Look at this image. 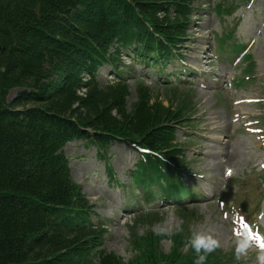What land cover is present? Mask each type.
I'll list each match as a JSON object with an SVG mask.
<instances>
[{
  "label": "trees",
  "instance_id": "16d2710c",
  "mask_svg": "<svg viewBox=\"0 0 264 264\" xmlns=\"http://www.w3.org/2000/svg\"><path fill=\"white\" fill-rule=\"evenodd\" d=\"M194 1L0 0V264H195L191 245L182 252L190 237L179 233L173 258L153 234L135 240L133 260L100 249L107 228L92 222L64 155L74 140L106 152L118 138L179 161L172 124L188 122L194 106L152 101L140 85L130 112L127 80L102 85L99 71L122 73V50L150 67L170 61ZM205 264L234 262L214 251Z\"/></svg>",
  "mask_w": 264,
  "mask_h": 264
},
{
  "label": "rangeland",
  "instance_id": "374dc122",
  "mask_svg": "<svg viewBox=\"0 0 264 264\" xmlns=\"http://www.w3.org/2000/svg\"><path fill=\"white\" fill-rule=\"evenodd\" d=\"M194 4L191 28L175 48L173 60L149 67L130 50H122L117 63L122 73L104 65L99 79L102 85L119 76L127 80L130 112L140 85L149 88L152 101L171 104L173 109L181 101L187 102L188 109L195 107L188 114L195 124L177 125L175 134L177 144L186 148L180 158L189 163L183 181L198 191L196 197L191 194L178 205L179 199H162L170 195L168 191L153 195L137 187L138 191L129 192L130 175L138 168L141 154L125 141H114L102 154L96 146L74 140L65 146L64 155L73 180L89 201L92 222L107 228L100 249L133 260L139 255L135 240L153 234L161 237L160 250L173 258L178 255L173 251V236L191 237L196 230L218 239L215 251L234 264H257L260 253L236 258L237 241L245 231L236 228L242 216L233 210L245 214L249 205L259 204L252 219L264 231V0H195ZM246 55L251 66L244 71ZM188 68L193 72L176 75L175 71ZM179 77L187 82H179ZM19 91H11L10 99ZM177 224L182 231H177ZM161 228L171 234H157ZM187 248L186 244L182 252Z\"/></svg>",
  "mask_w": 264,
  "mask_h": 264
},
{
  "label": "clouds",
  "instance_id": "9594fccd",
  "mask_svg": "<svg viewBox=\"0 0 264 264\" xmlns=\"http://www.w3.org/2000/svg\"><path fill=\"white\" fill-rule=\"evenodd\" d=\"M177 231H182V226L177 224ZM167 233V229L161 228L157 234ZM191 247L196 253L195 264H205L208 254H211L219 247V241L211 233L193 230L189 240ZM251 245L250 238H244L237 241L236 258L239 259L241 254H245ZM257 264H264V250L256 257Z\"/></svg>",
  "mask_w": 264,
  "mask_h": 264
},
{
  "label": "bare ground",
  "instance_id": "6f19581e",
  "mask_svg": "<svg viewBox=\"0 0 264 264\" xmlns=\"http://www.w3.org/2000/svg\"><path fill=\"white\" fill-rule=\"evenodd\" d=\"M252 102V98H247L246 102ZM191 195V193H188V196Z\"/></svg>",
  "mask_w": 264,
  "mask_h": 264
}]
</instances>
